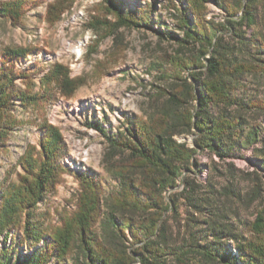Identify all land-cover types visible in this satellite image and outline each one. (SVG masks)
<instances>
[{"label": "trees", "instance_id": "1", "mask_svg": "<svg viewBox=\"0 0 264 264\" xmlns=\"http://www.w3.org/2000/svg\"><path fill=\"white\" fill-rule=\"evenodd\" d=\"M177 1L180 5L167 4L175 29L156 31L171 47L158 66L164 87H156L142 115L125 119L115 134L97 122L89 125L105 139L104 168L116 187L106 195L100 178L79 174L74 210L57 213L56 225L45 231L36 227L32 213L64 173L62 135L47 123L41 125L37 145L28 144L19 157L17 181L1 187L3 244L13 230L34 246L42 242L21 264H264V99L246 95L244 84L249 77L264 79V41L246 36L258 25L263 0ZM211 2L225 12L223 21L207 17ZM72 4L54 0L46 10L48 23L58 22ZM100 4L99 14L85 26L97 36L95 48L105 38L117 46L120 31L151 26L152 10H125L122 0ZM35 5L32 0H0V20L18 24ZM32 52L0 44V155L19 127L18 108L44 106L55 94L71 100L85 84L66 67L52 64L35 90L38 73L18 69ZM189 136L191 145L177 140ZM245 150L251 151L248 163L254 170L238 175L228 160L246 159ZM199 154L227 166L221 175L224 185L216 188L190 178L199 168ZM172 190L177 192L166 198ZM180 202L194 218L188 221L202 217L192 225L200 234L183 236L180 221L172 230L169 219L180 216ZM251 205L253 218L243 221L241 211ZM2 250L0 264H10Z\"/></svg>", "mask_w": 264, "mask_h": 264}, {"label": "rangeland", "instance_id": "2", "mask_svg": "<svg viewBox=\"0 0 264 264\" xmlns=\"http://www.w3.org/2000/svg\"><path fill=\"white\" fill-rule=\"evenodd\" d=\"M32 1H37V5L26 11L20 23L12 24L0 20V44L33 50L18 64V69H31L38 73L35 90L39 88V78L52 64L66 67L72 78L81 77L85 81L71 100L66 101L55 94L44 106L27 110L18 108L15 115L19 127L12 131L7 147L0 155L1 189L2 186L17 181V175L21 173L18 159L28 144L37 145L42 134L41 125L47 123L59 129L65 145V152L59 159L64 173L56 190L46 194L31 215L35 226L45 231L47 227L56 225L57 213L74 210L79 174L87 173L100 178L106 195L116 187V181L104 168L105 139L89 125L97 122L109 135L115 134L125 119L142 115L147 99L156 87H164V82L160 81L158 66L160 57L170 52L171 47L165 40L160 39L156 31L160 29L167 32L175 29L176 20L171 10L167 9V4L168 1L177 5L180 3L177 0H122L125 10H152L150 28L120 31V42L117 46L112 38H105L95 48L94 40L97 36L85 26L91 16L99 14L101 0H73L71 9L53 25L48 23L45 16L47 7L54 0ZM257 13L258 25L246 30V36L257 35L264 41V0L258 5ZM207 17L223 21L226 14L222 8L211 2L208 4ZM244 84L245 89H248L246 95L254 93L264 99L263 78L249 77ZM239 96L245 97L242 93ZM177 140L191 145L192 136L178 137ZM243 155L246 159L228 160L238 175L254 170L248 163L251 151L245 150ZM196 159L199 168H195V174L190 175L193 181H209L216 188L224 185L221 175L227 172L226 165L211 155L199 154ZM180 189L181 185L177 190ZM177 190L170 191L165 197L168 198L170 193ZM241 194L246 196V186L241 189ZM253 205L242 209L243 221L252 220ZM179 213L178 218L170 216L169 225L172 230L177 231V223L180 221L183 236L189 237L190 233L200 234L199 228L194 230L192 225L200 223L202 217L195 218L197 223L188 221L187 219L194 218L185 214L182 202ZM200 242L203 243V240ZM41 246L42 242L34 246L23 238L20 230H13L5 244L3 237L0 238V260L4 259L1 254L4 248L10 257V264L24 263Z\"/></svg>", "mask_w": 264, "mask_h": 264}]
</instances>
